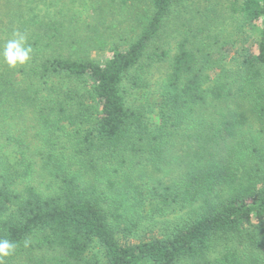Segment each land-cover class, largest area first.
<instances>
[{"label": "trees", "instance_id": "obj_1", "mask_svg": "<svg viewBox=\"0 0 264 264\" xmlns=\"http://www.w3.org/2000/svg\"><path fill=\"white\" fill-rule=\"evenodd\" d=\"M80 5L0 0L5 264H264V0Z\"/></svg>", "mask_w": 264, "mask_h": 264}, {"label": "clouds", "instance_id": "obj_2", "mask_svg": "<svg viewBox=\"0 0 264 264\" xmlns=\"http://www.w3.org/2000/svg\"><path fill=\"white\" fill-rule=\"evenodd\" d=\"M32 52L33 49L28 44L26 35L19 31L14 32L13 38L9 39L0 49L3 62L12 69L26 65L31 59ZM16 247L17 245L9 239L0 238V264H5V258L11 256Z\"/></svg>", "mask_w": 264, "mask_h": 264}, {"label": "rangeland", "instance_id": "obj_3", "mask_svg": "<svg viewBox=\"0 0 264 264\" xmlns=\"http://www.w3.org/2000/svg\"><path fill=\"white\" fill-rule=\"evenodd\" d=\"M81 8V5H80V0H79V9ZM138 92H136V90L135 91H133V93H132V96H135V97H137L138 96ZM150 98V97H149ZM150 120L153 122V123H157L158 122V116L156 115V114H151L150 115Z\"/></svg>", "mask_w": 264, "mask_h": 264}]
</instances>
